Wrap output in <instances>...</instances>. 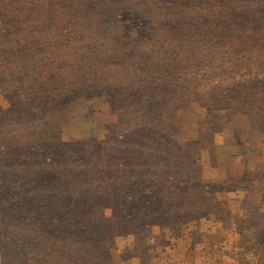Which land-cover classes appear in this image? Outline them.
<instances>
[{
    "label": "rangeland",
    "instance_id": "rangeland-1",
    "mask_svg": "<svg viewBox=\"0 0 264 264\" xmlns=\"http://www.w3.org/2000/svg\"><path fill=\"white\" fill-rule=\"evenodd\" d=\"M0 264H264V0H0Z\"/></svg>",
    "mask_w": 264,
    "mask_h": 264
},
{
    "label": "trees",
    "instance_id": "trees-1",
    "mask_svg": "<svg viewBox=\"0 0 264 264\" xmlns=\"http://www.w3.org/2000/svg\"><path fill=\"white\" fill-rule=\"evenodd\" d=\"M37 2L41 1V0H36ZM50 1V0H49Z\"/></svg>",
    "mask_w": 264,
    "mask_h": 264
}]
</instances>
